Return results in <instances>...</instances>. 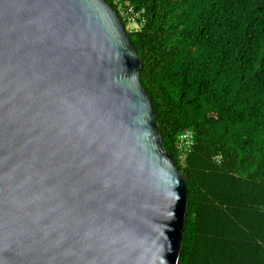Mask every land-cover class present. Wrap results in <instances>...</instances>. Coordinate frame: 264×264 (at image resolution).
<instances>
[{
  "label": "water",
  "instance_id": "95a60500",
  "mask_svg": "<svg viewBox=\"0 0 264 264\" xmlns=\"http://www.w3.org/2000/svg\"><path fill=\"white\" fill-rule=\"evenodd\" d=\"M106 0H0V264H179L189 206Z\"/></svg>",
  "mask_w": 264,
  "mask_h": 264
},
{
  "label": "trees",
  "instance_id": "16d2710c",
  "mask_svg": "<svg viewBox=\"0 0 264 264\" xmlns=\"http://www.w3.org/2000/svg\"><path fill=\"white\" fill-rule=\"evenodd\" d=\"M127 1L145 18L124 21L141 84L189 190L179 264H264V0Z\"/></svg>",
  "mask_w": 264,
  "mask_h": 264
},
{
  "label": "built area",
  "instance_id": "2783aa9c",
  "mask_svg": "<svg viewBox=\"0 0 264 264\" xmlns=\"http://www.w3.org/2000/svg\"><path fill=\"white\" fill-rule=\"evenodd\" d=\"M113 5L123 23L124 21L127 23L130 31L137 30L144 23L143 21L145 18L143 17V12L137 10L129 1L113 0ZM194 138V132L190 129L180 132L177 137L176 146L180 153V162L182 164L185 163V160L194 145Z\"/></svg>",
  "mask_w": 264,
  "mask_h": 264
}]
</instances>
